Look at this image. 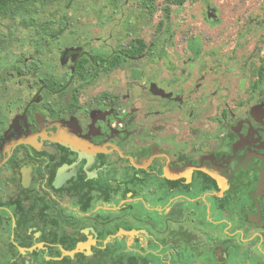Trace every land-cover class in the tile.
Instances as JSON below:
<instances>
[{
	"label": "flooded vegetation",
	"instance_id": "obj_1",
	"mask_svg": "<svg viewBox=\"0 0 264 264\" xmlns=\"http://www.w3.org/2000/svg\"><path fill=\"white\" fill-rule=\"evenodd\" d=\"M157 1L67 0L0 81V264H264V65Z\"/></svg>",
	"mask_w": 264,
	"mask_h": 264
},
{
	"label": "rangeland",
	"instance_id": "obj_2",
	"mask_svg": "<svg viewBox=\"0 0 264 264\" xmlns=\"http://www.w3.org/2000/svg\"><path fill=\"white\" fill-rule=\"evenodd\" d=\"M172 1L168 3H165V0L157 1L158 10L152 25L148 28L151 33L154 32L157 22L164 14L163 9L169 7V27L174 34L173 44L175 46H184L185 38L198 35L202 43L207 46V50L213 52L214 60L217 62L234 54L237 56L239 68H232L229 74L225 75L232 78L235 87L241 82L242 90L258 77L259 70L264 65V0H185L182 5H177ZM80 6L89 9L88 15L92 13L94 7L89 2L87 5ZM104 6L101 4V7L104 8ZM64 7V5H56L50 9L45 18L49 17L52 12L61 13ZM210 8L215 9L216 20L214 21L207 18ZM103 12L113 13L110 8ZM86 17H90L87 21L89 24L77 26L75 29L84 30L89 35L87 39H94L104 29L105 26H102L104 22L97 23L93 15ZM4 23L15 27L14 34L7 39L10 46L9 52L0 54V81L11 77V68L17 64L18 57L21 54L28 56L30 49L27 42L30 31L24 27H18V21L12 23L10 20H4ZM5 30L6 27L3 31ZM216 68L219 70L217 65ZM116 75L123 77L126 73L120 72ZM222 76L224 75L220 74L217 78L222 79Z\"/></svg>",
	"mask_w": 264,
	"mask_h": 264
},
{
	"label": "trees",
	"instance_id": "obj_3",
	"mask_svg": "<svg viewBox=\"0 0 264 264\" xmlns=\"http://www.w3.org/2000/svg\"><path fill=\"white\" fill-rule=\"evenodd\" d=\"M67 0H0V54L8 53L9 41L14 34V25H5L4 20H10L12 23L19 22L18 27H24L31 31L27 36L28 39H44L48 32L52 29L50 25V17L45 18L49 14L50 9L56 5L65 4ZM183 0H175L174 3L181 5ZM148 7V6H147ZM150 10L154 9L149 6ZM169 12V9L168 11ZM53 13V12H52ZM9 32H4L3 29ZM29 46L34 44L27 41ZM39 46L43 45L42 40L38 42Z\"/></svg>",
	"mask_w": 264,
	"mask_h": 264
}]
</instances>
